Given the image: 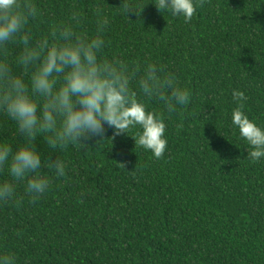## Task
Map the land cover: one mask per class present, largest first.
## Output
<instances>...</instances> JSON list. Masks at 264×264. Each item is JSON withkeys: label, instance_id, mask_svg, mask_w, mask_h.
<instances>
[{"label": "trees", "instance_id": "obj_1", "mask_svg": "<svg viewBox=\"0 0 264 264\" xmlns=\"http://www.w3.org/2000/svg\"><path fill=\"white\" fill-rule=\"evenodd\" d=\"M133 2L144 8L137 16L123 13V0H36L43 15L33 30L67 22L73 5L90 16L99 4L111 20L107 58L166 65L191 95L165 112L164 156L124 134L112 141V129L57 152L66 178L36 201L18 183L17 202L0 205V254L16 264H264V160L250 163L230 126L233 89L264 122V0H205L189 23L152 0ZM5 140H15L14 127L0 116ZM37 148L50 153L42 141Z\"/></svg>", "mask_w": 264, "mask_h": 264}, {"label": "clouds", "instance_id": "obj_2", "mask_svg": "<svg viewBox=\"0 0 264 264\" xmlns=\"http://www.w3.org/2000/svg\"><path fill=\"white\" fill-rule=\"evenodd\" d=\"M204 3L152 0L160 14L184 23ZM143 9L123 0L127 16ZM42 15L36 0H0V116L12 123L15 137L0 141V171L11 178L0 180V205L17 202L18 183L32 201L39 199L54 180L67 176L68 162L57 152L104 140L108 129L112 141L124 134L135 147L162 158L168 148L165 112L175 113L190 102V91L159 61L104 55L111 20L102 5L90 16L73 5L67 22L52 24L37 36L33 29ZM89 22L94 23L92 34L86 30ZM247 99L243 91L232 90L230 126L247 145V160L256 164L264 160V122L247 114ZM149 101L163 110L151 109ZM38 141L50 149L47 157ZM0 264H16V257L0 254Z\"/></svg>", "mask_w": 264, "mask_h": 264}]
</instances>
